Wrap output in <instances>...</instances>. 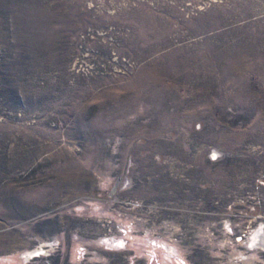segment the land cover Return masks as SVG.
I'll list each match as a JSON object with an SVG mask.
<instances>
[{
    "label": "rangeland",
    "instance_id": "374dc122",
    "mask_svg": "<svg viewBox=\"0 0 264 264\" xmlns=\"http://www.w3.org/2000/svg\"><path fill=\"white\" fill-rule=\"evenodd\" d=\"M261 227L264 0H0V264H264Z\"/></svg>",
    "mask_w": 264,
    "mask_h": 264
},
{
    "label": "bare ground",
    "instance_id": "6f19581e",
    "mask_svg": "<svg viewBox=\"0 0 264 264\" xmlns=\"http://www.w3.org/2000/svg\"><path fill=\"white\" fill-rule=\"evenodd\" d=\"M250 241H251V245H250L251 247L253 246V247H256V248H259V247H263L264 248V229L261 227L258 230H256L253 233V236H252ZM119 242L122 243V241H119ZM46 252L47 251H44L42 246H41V247L36 248L35 250L28 251L26 253L25 258L28 259V258H32L34 256H39V255L44 254Z\"/></svg>",
    "mask_w": 264,
    "mask_h": 264
}]
</instances>
